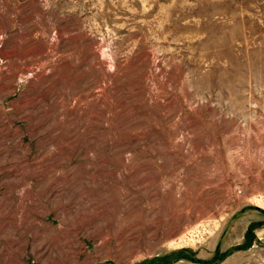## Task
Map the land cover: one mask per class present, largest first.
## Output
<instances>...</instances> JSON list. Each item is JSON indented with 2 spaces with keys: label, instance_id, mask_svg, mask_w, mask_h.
Here are the masks:
<instances>
[{
  "label": "rangeland",
  "instance_id": "374dc122",
  "mask_svg": "<svg viewBox=\"0 0 264 264\" xmlns=\"http://www.w3.org/2000/svg\"><path fill=\"white\" fill-rule=\"evenodd\" d=\"M141 263L264 264V0H0V264Z\"/></svg>",
  "mask_w": 264,
  "mask_h": 264
},
{
  "label": "trees",
  "instance_id": "16d2710c",
  "mask_svg": "<svg viewBox=\"0 0 264 264\" xmlns=\"http://www.w3.org/2000/svg\"><path fill=\"white\" fill-rule=\"evenodd\" d=\"M252 226H253V225H251L250 228H251ZM250 228H249V229H250ZM141 264H144V263H141Z\"/></svg>",
  "mask_w": 264,
  "mask_h": 264
}]
</instances>
